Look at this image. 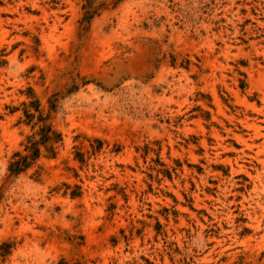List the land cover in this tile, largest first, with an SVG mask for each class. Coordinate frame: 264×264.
Wrapping results in <instances>:
<instances>
[{
	"label": "rangeland",
	"instance_id": "obj_1",
	"mask_svg": "<svg viewBox=\"0 0 264 264\" xmlns=\"http://www.w3.org/2000/svg\"><path fill=\"white\" fill-rule=\"evenodd\" d=\"M0 264H264V0H0Z\"/></svg>",
	"mask_w": 264,
	"mask_h": 264
},
{
	"label": "trees",
	"instance_id": "obj_2",
	"mask_svg": "<svg viewBox=\"0 0 264 264\" xmlns=\"http://www.w3.org/2000/svg\"><path fill=\"white\" fill-rule=\"evenodd\" d=\"M32 117V114H27ZM42 122L37 131L27 138L25 144L26 153L21 154L19 151L13 153L12 160L9 162L8 170L11 174H19L31 166L35 160L41 155V147H44L48 154H55L52 143L61 139V135L56 133L50 124H45L42 118L38 122Z\"/></svg>",
	"mask_w": 264,
	"mask_h": 264
}]
</instances>
